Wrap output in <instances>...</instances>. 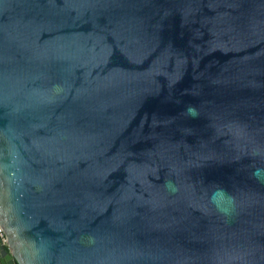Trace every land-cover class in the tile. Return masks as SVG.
I'll return each instance as SVG.
<instances>
[{
    "label": "water",
    "instance_id": "1",
    "mask_svg": "<svg viewBox=\"0 0 264 264\" xmlns=\"http://www.w3.org/2000/svg\"><path fill=\"white\" fill-rule=\"evenodd\" d=\"M0 264H264V0H0Z\"/></svg>",
    "mask_w": 264,
    "mask_h": 264
},
{
    "label": "built area",
    "instance_id": "2",
    "mask_svg": "<svg viewBox=\"0 0 264 264\" xmlns=\"http://www.w3.org/2000/svg\"><path fill=\"white\" fill-rule=\"evenodd\" d=\"M0 243L5 244L6 243V235L5 232L0 224Z\"/></svg>",
    "mask_w": 264,
    "mask_h": 264
}]
</instances>
